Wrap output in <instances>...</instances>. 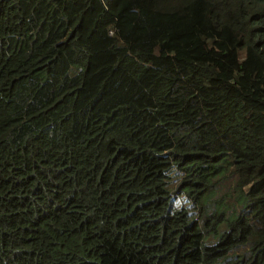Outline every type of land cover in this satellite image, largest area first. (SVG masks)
Segmentation results:
<instances>
[{"label":"trees","instance_id":"1","mask_svg":"<svg viewBox=\"0 0 264 264\" xmlns=\"http://www.w3.org/2000/svg\"><path fill=\"white\" fill-rule=\"evenodd\" d=\"M0 264H264V0H0Z\"/></svg>","mask_w":264,"mask_h":264}]
</instances>
